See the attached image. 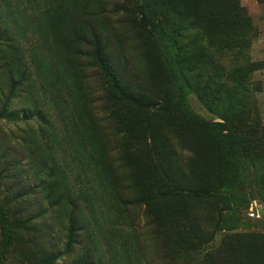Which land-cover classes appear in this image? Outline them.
Listing matches in <instances>:
<instances>
[{
  "label": "rangeland",
  "instance_id": "374dc122",
  "mask_svg": "<svg viewBox=\"0 0 264 264\" xmlns=\"http://www.w3.org/2000/svg\"><path fill=\"white\" fill-rule=\"evenodd\" d=\"M174 2L0 0V264H264V0Z\"/></svg>",
  "mask_w": 264,
  "mask_h": 264
},
{
  "label": "trees",
  "instance_id": "16d2710c",
  "mask_svg": "<svg viewBox=\"0 0 264 264\" xmlns=\"http://www.w3.org/2000/svg\"><path fill=\"white\" fill-rule=\"evenodd\" d=\"M163 3H164V6L166 7V8H169V7H172V6H174L175 5V2H174V0H163ZM98 48H100V47H98ZM97 51L99 52L100 51V49H97ZM99 58H100V65L103 67V69L104 70H106L107 71V69H106V67H105V64H104V61L102 60V57L101 56H99ZM106 74V77H110V75H109V73H105ZM112 87H111V90H114L116 93H117V95L115 96H113L112 97V100L115 102V103H117V104H121L122 106H124L125 108H136V107H138V102H137V100L134 98V97H132V96H130V95H127V94H125L122 90H121V88L119 87V85H117L116 84V81L114 80V79H112ZM193 196H195V197H197L198 196V194H193ZM73 243H75L74 241H73Z\"/></svg>",
  "mask_w": 264,
  "mask_h": 264
}]
</instances>
